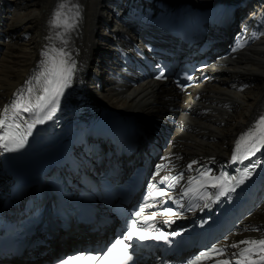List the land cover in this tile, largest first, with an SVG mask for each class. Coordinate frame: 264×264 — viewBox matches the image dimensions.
Listing matches in <instances>:
<instances>
[{"label":"bare ground","instance_id":"bare-ground-1","mask_svg":"<svg viewBox=\"0 0 264 264\" xmlns=\"http://www.w3.org/2000/svg\"><path fill=\"white\" fill-rule=\"evenodd\" d=\"M73 1L78 7V29L71 38L73 60L77 82L85 89L83 84L93 69L102 66L103 59L98 55L102 50L98 47L97 37L103 34L106 24L117 30L122 28L121 19H127L135 22L139 29L146 24L147 30L159 31L181 19L198 30L208 31L217 16L234 7L239 11L242 0H118L116 4L109 3L110 0ZM12 2L14 14L8 19L0 16V114L12 94L42 60L49 22L59 0ZM114 11L118 24L113 23ZM237 14L239 17L243 13ZM132 28H125L124 32L138 38L144 36L134 35ZM95 58L97 64H94ZM209 72V80L199 83L193 88V95L178 104L191 112L181 113L179 127L171 132V147L173 152H180L186 159L213 156L223 160L229 156L240 131L252 126L256 128V123L264 116V32L236 59L218 61ZM119 89L114 84H107L101 93L94 92L93 87L86 88L92 104L123 112L147 115L168 103L163 99L165 89L151 83L120 92ZM173 97L172 102L176 104L180 97ZM252 222L260 224L264 231V207Z\"/></svg>","mask_w":264,"mask_h":264},{"label":"snow or ice","instance_id":"snow-or-ice-1","mask_svg":"<svg viewBox=\"0 0 264 264\" xmlns=\"http://www.w3.org/2000/svg\"><path fill=\"white\" fill-rule=\"evenodd\" d=\"M63 8L64 5H59ZM61 13L57 11L54 14V19L52 24L54 26H59V18ZM71 25L65 23V27H70ZM235 51V49H233ZM61 57H65L66 54L63 51L59 52ZM159 67V66H158ZM75 70L74 62L67 59L57 60L55 57L52 58L51 63L48 64L44 71L36 77L37 84L41 85L40 88H34L29 86L25 92H17V99L13 100L10 106H6L3 110L4 116H0V149L5 152H14L22 149L27 140V136L31 135V130L36 124H42L46 120H51L56 114L58 106L60 104V97L63 96L64 90L69 87L72 76ZM156 80L166 79L165 72L161 70L155 77ZM190 81L193 79L191 75L187 76ZM178 87L183 89V85L179 84ZM246 87V86H245ZM243 90V89H241ZM11 108L14 112V121L16 119L27 123L28 131L27 133H20L19 131L13 132V127L15 129H20V123L8 124L5 117ZM22 113L32 114L35 119L29 123L25 120ZM7 128V130H4ZM243 141L245 147L243 152H240L241 142ZM264 149V116H262L257 122L255 130H250L244 134L240 140L236 143V149L232 153V160L237 161L238 159H248L250 156H254L257 152ZM239 153V154H238ZM193 163H196L193 161ZM157 167H160L159 165ZM256 167L255 164L252 166ZM191 168V165H189ZM207 177V173H202ZM251 175L250 170L245 167L241 174L232 177H221L217 178L215 182L212 183L213 188H219L220 191L215 197L206 196L205 199H213L214 201L219 200L220 197H227V195L235 191V188L245 182ZM203 186V185H201ZM149 187H152L150 184ZM187 195V192L184 193ZM156 197H166L167 192L163 189L155 192ZM151 205H142L139 211L133 213L135 217H140L142 213L145 212V207H150ZM207 207V204L204 205ZM191 210V209H189ZM164 214L166 216H176L179 213H175L171 208L165 209ZM157 216V213H151L146 216V219H153ZM169 221H165L168 223ZM156 231V230H153ZM133 238L138 239L143 242L149 239L156 241H164L167 243L168 235L164 232H158L157 234H151L149 231H145L136 221H132L130 225L121 234V238H117L110 247H107L105 251L101 252L100 255L106 259L110 260L111 264H129L132 256L129 254V248L131 247V242ZM239 245H248L237 253L232 255H237L235 264H264V239H248L241 240L239 244L233 243L231 247L236 249ZM118 250V251H116ZM215 254L218 257L224 256V251L213 246L212 248L201 252L199 255L195 256L193 259L187 261V264H198L202 258H211ZM78 259V257H69L68 259L61 260L60 264H69V260ZM89 261H95L97 259L96 255L87 256ZM216 264H232L230 259H218Z\"/></svg>","mask_w":264,"mask_h":264},{"label":"rangeland","instance_id":"rangeland-1","mask_svg":"<svg viewBox=\"0 0 264 264\" xmlns=\"http://www.w3.org/2000/svg\"><path fill=\"white\" fill-rule=\"evenodd\" d=\"M98 63V59L97 58H95L94 59V64H97ZM89 82V81H88Z\"/></svg>","mask_w":264,"mask_h":264}]
</instances>
